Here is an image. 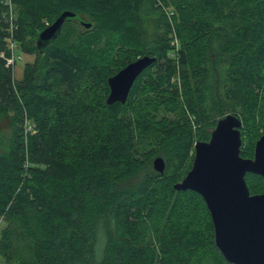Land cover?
<instances>
[{
    "label": "trees",
    "instance_id": "1",
    "mask_svg": "<svg viewBox=\"0 0 264 264\" xmlns=\"http://www.w3.org/2000/svg\"><path fill=\"white\" fill-rule=\"evenodd\" d=\"M13 1L20 49L35 60L16 79L0 31V115L14 122L10 148L0 154V254L19 241L27 256L18 264H233L216 246L204 198L174 185L191 169L195 143L209 140L224 116L204 101L210 46L225 64L227 109L248 136L241 155L254 156L262 136L264 0ZM64 10L79 18L41 52L36 35ZM144 55L156 61L127 102L107 104L109 77ZM86 87L104 116L73 109L68 98ZM26 117L33 131H23ZM157 156L164 173L151 165ZM246 181L251 193H264V176L248 173Z\"/></svg>",
    "mask_w": 264,
    "mask_h": 264
},
{
    "label": "water",
    "instance_id": "2",
    "mask_svg": "<svg viewBox=\"0 0 264 264\" xmlns=\"http://www.w3.org/2000/svg\"><path fill=\"white\" fill-rule=\"evenodd\" d=\"M79 18L71 10L61 12L53 23L35 37L36 45L44 48L60 35L64 23ZM90 28L92 22L80 19ZM156 57L144 55L128 63L108 79L110 88L106 103L125 104L136 79ZM243 121L236 113L217 120L210 139L195 143L194 159L185 177L174 185L177 190H193L201 195L210 211L216 246L233 264H264V193H251L248 173L264 176V134L256 141L254 156L241 155ZM162 156L153 160L156 171L164 173Z\"/></svg>",
    "mask_w": 264,
    "mask_h": 264
},
{
    "label": "rangeland",
    "instance_id": "3",
    "mask_svg": "<svg viewBox=\"0 0 264 264\" xmlns=\"http://www.w3.org/2000/svg\"><path fill=\"white\" fill-rule=\"evenodd\" d=\"M73 27L74 34L78 32L79 27L77 25ZM174 47H178V41L174 39ZM213 46H210L207 49L205 61L206 67L208 69V80L204 89V101L208 108L216 115H220L222 112L223 115L231 113V110L227 109L228 104L223 99V86L226 82V73H225V64L222 59V56L218 55L217 51L213 49ZM16 65L14 67V77L16 79H22L24 75L25 65L27 62H32L35 60V54H29L24 52L22 49H17L16 51ZM94 92L86 87V89L78 90L73 96L68 98L73 105L75 110H83L93 108V113H99V116H104L105 110L99 104V100L95 99L92 95ZM97 116V115H96ZM98 118V116H97ZM260 118L262 122V127L259 129L258 134H264V98L262 103V108L260 111ZM24 132L33 131L34 125L31 121V118L26 117L24 122L21 124ZM14 132V122L11 114H2L0 115V154L5 153L9 150L12 136ZM243 143L241 149H247L248 145V136H242ZM153 167V161L151 163ZM138 183V178L130 181V186H135ZM3 224H0V229ZM14 248L9 254H0V258L3 261L9 260L11 264H18L17 262L21 261L27 256V252L22 248L19 241L14 243Z\"/></svg>",
    "mask_w": 264,
    "mask_h": 264
},
{
    "label": "built area",
    "instance_id": "4",
    "mask_svg": "<svg viewBox=\"0 0 264 264\" xmlns=\"http://www.w3.org/2000/svg\"><path fill=\"white\" fill-rule=\"evenodd\" d=\"M4 7L3 13L0 15V31L6 36V48L2 52L6 59V65L13 68L16 65V51L20 49L17 39L18 25L16 23V8L13 0H1Z\"/></svg>",
    "mask_w": 264,
    "mask_h": 264
}]
</instances>
